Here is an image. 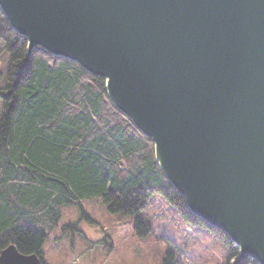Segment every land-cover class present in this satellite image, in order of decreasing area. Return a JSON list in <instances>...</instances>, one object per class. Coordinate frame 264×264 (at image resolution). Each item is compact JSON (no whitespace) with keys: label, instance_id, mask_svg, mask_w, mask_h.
Instances as JSON below:
<instances>
[{"label":"water","instance_id":"water-1","mask_svg":"<svg viewBox=\"0 0 264 264\" xmlns=\"http://www.w3.org/2000/svg\"><path fill=\"white\" fill-rule=\"evenodd\" d=\"M41 47L106 78L190 211L264 264V0H0ZM0 264H42L11 244Z\"/></svg>","mask_w":264,"mask_h":264},{"label":"trees","instance_id":"trees-1","mask_svg":"<svg viewBox=\"0 0 264 264\" xmlns=\"http://www.w3.org/2000/svg\"><path fill=\"white\" fill-rule=\"evenodd\" d=\"M9 53L0 87V254L14 244L37 254L59 226L64 206L99 196L112 213L136 216V229L151 227L141 213L159 195L186 222L222 234L225 264L239 248L220 230L195 216L161 169L155 142L110 99L107 80L77 62L37 47L29 55L0 7V60ZM71 228L65 226L64 230ZM164 264H185L168 252Z\"/></svg>","mask_w":264,"mask_h":264},{"label":"rangeland","instance_id":"rangeland-1","mask_svg":"<svg viewBox=\"0 0 264 264\" xmlns=\"http://www.w3.org/2000/svg\"><path fill=\"white\" fill-rule=\"evenodd\" d=\"M9 64L5 52L0 60V87ZM136 216L110 212L99 196L84 200L82 207L64 206L59 226L43 247V260L45 264H164L172 252L185 264L226 263L230 248L225 237L186 222L159 195L141 213L151 227L147 234L136 229ZM65 226L71 228L64 230Z\"/></svg>","mask_w":264,"mask_h":264}]
</instances>
